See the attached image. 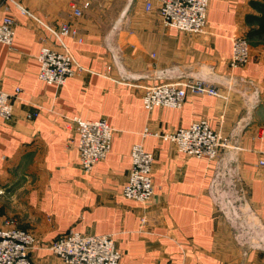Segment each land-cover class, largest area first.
I'll return each mask as SVG.
<instances>
[{
	"label": "crops",
	"instance_id": "crops-1",
	"mask_svg": "<svg viewBox=\"0 0 264 264\" xmlns=\"http://www.w3.org/2000/svg\"><path fill=\"white\" fill-rule=\"evenodd\" d=\"M255 1L263 0H211L206 31L191 34L167 27L158 5L147 10L144 0H0V23L8 15L16 21L13 44L0 43V90H22L13 116L0 118V229L13 221L35 237L42 247L31 252L33 264H64L44 246L71 231L113 235L120 264H264L263 251L236 245L213 206V163L157 136L205 119L230 137L243 149L236 153L241 176L264 223V40H249L255 25L247 21L259 15ZM20 8L54 29L70 27L63 43L79 67L64 86L39 79L41 49L56 45ZM238 37L250 42L251 61L233 71ZM170 70L208 78L222 97L190 95L180 110L147 111L144 87ZM75 117L114 130L111 153L89 174ZM136 143L154 157L149 206L123 195Z\"/></svg>",
	"mask_w": 264,
	"mask_h": 264
},
{
	"label": "built area",
	"instance_id": "built-area-1",
	"mask_svg": "<svg viewBox=\"0 0 264 264\" xmlns=\"http://www.w3.org/2000/svg\"><path fill=\"white\" fill-rule=\"evenodd\" d=\"M146 9L158 5L163 23L185 33L202 34L206 31L208 11L211 0H144ZM90 2L84 4L85 8ZM22 13L35 19L50 32V40L56 46L44 45L38 57L40 62L39 79L48 85L64 86L76 74L77 65L74 55L66 46L64 38L69 35L70 27L63 24L58 30L43 23L27 9ZM75 14L81 16L80 9ZM16 21L10 15L0 23V43L11 46L15 38ZM250 42L244 37L233 39L230 68L235 71L246 67L251 61ZM174 71H160L156 85L144 87L143 106L147 111L157 107L180 110L190 95L222 97L215 83L203 77L184 78L173 75ZM254 86L253 81L249 82ZM22 90L16 87L10 94L0 90V118L9 120L14 113L15 103L21 100ZM253 95L259 96L256 88ZM38 113L28 114L33 119ZM79 136L77 145L81 167L87 174L111 153L113 128L104 120L91 121L80 117L72 119ZM158 137L175 145L179 153L188 157L206 159L213 163V174L208 187L216 211L231 227L236 245L247 251L264 252V223L259 212L251 205L248 189L243 183L236 153L242 147L232 143L212 128L205 120L193 122L187 128H179L157 134ZM226 153L230 155L226 156ZM132 166L128 173V182L123 195L145 206L151 205L155 196L153 180L154 157L147 152L142 143L135 144L131 150ZM264 165V161L260 162ZM5 191L0 189V196ZM39 242L28 231L17 228L13 221L0 229V264H33L31 252L41 248ZM46 249L51 251L64 264H120L123 257L113 235L87 236L71 231L51 242Z\"/></svg>",
	"mask_w": 264,
	"mask_h": 264
},
{
	"label": "trees",
	"instance_id": "trees-1",
	"mask_svg": "<svg viewBox=\"0 0 264 264\" xmlns=\"http://www.w3.org/2000/svg\"><path fill=\"white\" fill-rule=\"evenodd\" d=\"M254 8L259 12V15H249L247 21L251 25H255L248 32V38L251 41L264 40V0L253 3Z\"/></svg>",
	"mask_w": 264,
	"mask_h": 264
}]
</instances>
